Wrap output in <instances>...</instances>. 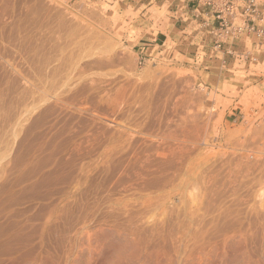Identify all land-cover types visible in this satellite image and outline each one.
<instances>
[{
    "label": "rangeland",
    "instance_id": "374dc122",
    "mask_svg": "<svg viewBox=\"0 0 264 264\" xmlns=\"http://www.w3.org/2000/svg\"><path fill=\"white\" fill-rule=\"evenodd\" d=\"M179 1L0 0V264H264V48Z\"/></svg>",
    "mask_w": 264,
    "mask_h": 264
},
{
    "label": "built area",
    "instance_id": "2783aa9c",
    "mask_svg": "<svg viewBox=\"0 0 264 264\" xmlns=\"http://www.w3.org/2000/svg\"><path fill=\"white\" fill-rule=\"evenodd\" d=\"M180 3L176 2L169 11L175 23L189 21L194 35L200 37L199 45H194L197 58H201L199 68L209 70L217 60V68L229 72L235 62L252 63L263 53L264 0H190L182 8ZM144 61L140 58L139 64Z\"/></svg>",
    "mask_w": 264,
    "mask_h": 264
},
{
    "label": "crops",
    "instance_id": "0c3cea01",
    "mask_svg": "<svg viewBox=\"0 0 264 264\" xmlns=\"http://www.w3.org/2000/svg\"><path fill=\"white\" fill-rule=\"evenodd\" d=\"M188 1H190V0H187V2ZM190 6V4H186V7L187 8H190L189 7ZM191 25V24H190ZM189 25V26H190ZM184 38H187V40H189V39H191L190 41H191V43L193 44V45H197L198 43H199V41H200V37L199 36H195L194 35V38H192L191 36H189V35H184ZM155 41V40H154ZM159 44H161V42H162V40H160L159 39ZM199 45V44H198ZM194 47H196V46H194ZM180 47H178L177 49H179ZM196 49V48H195ZM180 53L179 54H184L183 52H181V50L179 51ZM193 55L194 56H197V53H196V51L193 53ZM199 58V57H198ZM195 62H196V64L198 63V61H197V57H196V59H195ZM213 62L214 63H217L218 61L217 60H213ZM209 63H207V65H208ZM203 69V68H202ZM209 74H211V75H213L214 77H216V78H219L220 76H222V75H225V74H227L228 72L226 71V70H221V69H219V68H211V69H209V70H206ZM259 81H261V79L259 80ZM227 115L229 114V111L226 113Z\"/></svg>",
    "mask_w": 264,
    "mask_h": 264
}]
</instances>
